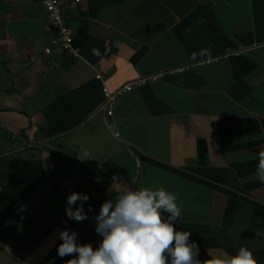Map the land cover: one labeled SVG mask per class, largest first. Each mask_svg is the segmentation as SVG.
I'll return each mask as SVG.
<instances>
[{"label": "crops", "instance_id": "crops-1", "mask_svg": "<svg viewBox=\"0 0 264 264\" xmlns=\"http://www.w3.org/2000/svg\"><path fill=\"white\" fill-rule=\"evenodd\" d=\"M66 22L77 56L48 55L43 5L0 0V264H65L66 228L98 247L93 217L125 186L175 194L201 262L246 245L264 264V183L240 182L264 150V0H80ZM160 72L108 115L104 87Z\"/></svg>", "mask_w": 264, "mask_h": 264}, {"label": "clouds", "instance_id": "clouds-1", "mask_svg": "<svg viewBox=\"0 0 264 264\" xmlns=\"http://www.w3.org/2000/svg\"><path fill=\"white\" fill-rule=\"evenodd\" d=\"M93 54L99 55V51L93 49ZM198 55L206 56L209 52L201 49L189 59L196 61ZM89 158L92 156L87 151L79 157ZM251 181L264 183V150L258 153L255 172L242 177L240 182ZM88 200L87 194L71 192L66 199L68 219L78 223L87 220L84 204ZM78 201L79 206L74 208ZM93 220L96 233L103 237L96 248L78 244L75 231L58 230L62 243L57 254L61 258L74 257L65 264H257L253 251L246 245H241L235 254L225 252L201 262L199 246L190 241L191 231L176 230L175 223L182 222V208L176 195L164 188L122 187L114 199L102 203Z\"/></svg>", "mask_w": 264, "mask_h": 264}, {"label": "built area", "instance_id": "built-area-1", "mask_svg": "<svg viewBox=\"0 0 264 264\" xmlns=\"http://www.w3.org/2000/svg\"><path fill=\"white\" fill-rule=\"evenodd\" d=\"M34 2H39L43 5L46 16L49 20V26L51 31L50 46L46 48V54H52L53 47H58L67 53L77 56L75 50L73 49L72 33L66 22V11L67 9H75L80 0H32ZM167 73L160 72L156 75L149 77H142L137 80L131 81L123 85L117 91H111L109 88L104 87V104L103 108L107 110L108 115L111 117L114 115L113 104L118 98V96L125 93L131 92L136 87L145 86L148 84H155L160 81ZM98 79H102L99 75ZM119 136V134L117 135Z\"/></svg>", "mask_w": 264, "mask_h": 264}, {"label": "trees", "instance_id": "trees-1", "mask_svg": "<svg viewBox=\"0 0 264 264\" xmlns=\"http://www.w3.org/2000/svg\"><path fill=\"white\" fill-rule=\"evenodd\" d=\"M67 25H68V23H67Z\"/></svg>", "mask_w": 264, "mask_h": 264}]
</instances>
